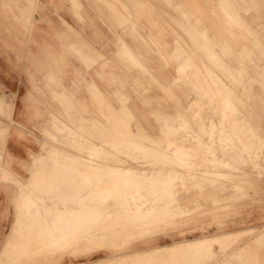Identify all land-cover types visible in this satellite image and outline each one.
Returning <instances> with one entry per match:
<instances>
[{"label":"rangeland","instance_id":"1","mask_svg":"<svg viewBox=\"0 0 264 264\" xmlns=\"http://www.w3.org/2000/svg\"><path fill=\"white\" fill-rule=\"evenodd\" d=\"M198 1L216 7L213 4L219 0ZM138 2L132 1V10H145L157 21L163 31L161 40L170 42L172 36H179L183 53L177 58V44L172 52L171 44L162 46L147 37L143 39L137 33L143 30V19L130 15L126 27L131 28L129 36L134 44L132 49L135 48L132 52L136 54L129 51L126 44H121L117 58L123 64L126 79L116 81L110 90L101 91L106 99L102 113L101 105L91 93H84L86 108L81 104L76 108L71 97L63 95L64 91H59L61 95L56 99L52 93H37L39 97L35 100L42 106L41 113L36 117L35 129L24 131L35 143L34 152L30 151L26 160L19 162V175L13 173L8 160L0 156V187L4 192L3 201L9 207L1 211L0 250L3 239H7L16 224L17 201L24 186L36 192L38 201L28 205L26 213L30 220L23 219L22 232H14L13 237L17 238L13 242L14 249L7 257L9 248H6L0 264H91L103 256L107 259L100 264H235L232 253L245 246L236 249L234 239V243L224 249L226 242L238 237L236 241L240 244L243 240L251 243L255 235L264 236V226L247 233L229 234L227 238L223 234L224 230H229L228 225H235L243 216L254 215V221L264 217V103L260 99L264 95V88L260 86L264 79V54L260 50L264 48V0L240 2L243 8L251 7L237 13L253 43L240 38L236 58L227 54L234 65L239 62L244 65L241 74L236 75L238 81L235 78L230 82L235 90L226 87L224 70L225 95L204 94V81L197 80L193 74L195 65H192L193 72L188 69L193 79H179L178 68L186 63L185 51H190L199 65L205 62L216 69L194 44L195 39L203 41L199 35L201 27L182 14L181 5L185 3L179 1L182 4L178 9L175 0H146V6ZM25 4H29V12L33 15L38 10L39 0H27ZM122 10L128 11L124 6ZM219 16V10H206L202 18L207 20L204 21L207 26ZM236 30L239 32L240 27ZM125 51H129L133 59ZM173 63L176 64L175 80L171 76ZM55 82L51 85H56ZM197 99L204 102L198 104L202 108L195 103ZM207 99L210 103H205ZM195 110L199 114L191 120ZM112 113L117 115L116 124L114 118H108ZM179 114L183 117L179 118L181 124ZM8 116L10 123L13 122L10 114ZM6 118L5 110L0 108V124L5 126L0 133L2 141L8 128ZM54 121L63 126L62 131L52 127ZM221 122L224 123L223 133ZM184 152L186 156L183 157ZM175 155H182L177 161L191 159L185 164V159L173 162ZM188 165L191 168L188 169ZM39 169L47 174L54 173L46 180L43 175L36 174L38 179L34 172ZM33 176L37 178L34 184L44 182L45 186L33 187ZM107 184H111L110 187ZM105 187L110 191L107 195L99 193L103 198L97 193L87 195L93 189L100 191ZM22 200L18 203L21 204L19 211L22 205L21 211L26 207V201L21 203ZM37 219L49 221L53 226L49 230L48 225H42L43 231L39 227L29 238L30 242L33 239L31 245L36 249L22 250L25 242L21 239L29 237V225ZM76 226L79 235L73 234L64 248L52 241L62 231L73 228L76 231ZM50 235L52 240L47 239V243L53 242L50 243L52 248L42 240L49 248L46 245L38 250L34 241ZM201 235H208L211 240L203 241L200 248L188 244L190 239ZM171 243H177L175 251H171L172 248L167 249V253L163 250L162 255L158 252V257L154 252L155 257L150 254L152 260L145 254L141 257L152 245ZM257 246L264 254V239ZM144 258L148 261H143Z\"/></svg>","mask_w":264,"mask_h":264},{"label":"crops","instance_id":"2","mask_svg":"<svg viewBox=\"0 0 264 264\" xmlns=\"http://www.w3.org/2000/svg\"><path fill=\"white\" fill-rule=\"evenodd\" d=\"M132 1L39 0L38 10L32 15L29 12V4L27 6L25 4L27 0H0V4H2V9L0 8V108H3L7 114L6 125H8L4 140L2 141L0 138V156L8 160V164L10 163L8 167L13 173L19 175V162L25 161L30 151L34 152L35 150V143L31 135L29 133L26 134L24 131L35 129L36 117L41 113L42 106L35 100L39 97L37 93H52L56 99V97L61 95H58V92L64 91L65 94L63 95L66 98L71 97L76 108L80 104L86 108L84 93H91L92 98L101 105L100 112L102 113V105L106 104V99L101 91L110 90L114 87L116 81H124L126 79L123 64L117 58V53L122 50L121 44H126L125 46L131 52L135 49H132L134 44L129 36L131 28L130 26L126 27L128 16L134 15L143 19V30L137 32L143 39L147 37L162 46L167 45V43L168 45L171 44L172 52H174L177 44L175 54L177 58L181 56L184 48L180 44L179 36L177 38L172 36L170 42L169 40L165 42V39L161 40L163 32L161 26L145 10L138 9L133 11L131 8ZM175 1L178 2V9L179 4H182L179 1H183L185 4L181 5L182 14L187 17L188 21L193 19L195 24L201 27L199 35L203 41L200 43L198 39H195L194 44L200 51L205 53L209 64L215 65L216 69L218 68L217 71L205 62H201V65H199L195 61L194 55L189 54L190 51H185L186 63L185 65L180 64L178 68L179 79H186V81L192 79L189 76L190 72L187 70L189 69L193 72L194 68H192V65H195L196 68L193 74L197 80L204 81V94H224L225 70L227 75L225 80L226 87L230 90H235L230 82L232 79L237 78L236 75L241 74L244 62L234 65L229 57L234 55L236 58V45L240 38L253 43L250 34L247 33L243 24L240 23L237 11L240 9L248 10L251 7H241L240 2L243 3L245 0H219L213 4H216V7L212 6V4L200 3L198 0ZM138 3L143 6L147 4L146 0H139ZM122 6L128 9L127 13L122 10ZM206 10H219L221 16L217 17L213 23L210 21L206 26L204 21L206 22L207 20L202 18ZM238 27H240L239 32L236 30ZM260 50L264 54V48ZM129 51H125V53L133 59L134 56ZM132 53L134 54L135 52ZM227 54L230 56H227ZM37 73H41V75ZM171 76L172 80L176 79L175 63L172 65ZM41 78H44V80H41ZM54 80L57 81L55 82L56 85H51ZM235 80L238 81V78ZM260 86L264 88V79L260 81ZM221 88L222 90H220ZM174 90L175 88H173ZM260 99L264 103V95H261ZM207 102L209 103L208 99L205 103ZM195 103L199 108H202L200 105L203 103H200L198 99ZM190 105L192 104L190 103ZM222 113L220 111V114ZM9 114L13 121L11 123L8 118ZM197 114H199V111L195 110L191 115V120ZM182 115L186 117L184 114ZM180 116L181 114H179L178 121ZM108 118L110 120L114 118L116 124V114L112 113V117ZM222 123L221 126L223 127L224 123ZM4 127V123H1L0 133L3 132ZM52 127L58 131L63 130V126H60L57 121L53 122ZM221 130L223 133L224 127ZM172 142L176 144V141ZM32 156L36 157L39 155L34 156L32 154ZM175 160L177 161V156ZM39 170H36L34 175L40 173L45 180L48 175L54 173L50 171L51 173L47 174L45 170ZM34 179L32 186L35 188L45 184L44 182L34 184ZM24 187L17 201L15 228L13 227L7 239L2 241L0 260H2V254L7 250L6 248H9L6 256L10 257L9 253L14 249L13 242L17 240V238L13 237L14 232H22L23 219L30 220L28 219L29 214L26 213L28 205L38 201L35 196L36 192L26 189V186ZM3 194L4 192L0 187V221L2 219L1 211L9 209L8 203L3 201ZM21 199L29 200L25 203L26 207L23 211L18 210V203ZM31 199L35 200L31 201ZM44 206L40 205L42 208ZM260 218L263 221H254V215L241 217L235 225H228L229 230H224V238H227L226 236L229 234L247 233L254 228L264 226V217L261 216ZM45 224L48 225L46 226L47 229H51L53 226L49 221L44 222V220L38 219L35 223H31L29 225L31 226V233L29 232L27 236H31L39 227L42 230L41 226ZM0 226H2V222H0ZM204 236L208 235L197 236L195 240H190L191 242L197 241V239L204 238ZM29 237L21 239V241L25 242L22 245V250L30 247L28 245V243L30 244L28 241ZM51 237L50 235L48 238L52 239ZM237 238L234 237L229 243L226 242L228 245L224 242V249L234 243V239L237 240ZM252 238L251 243L249 242L250 240H243L240 244L239 241L235 240V244L237 243L236 249L240 246H245V248H239L232 253V257L236 259L235 264H262L264 262V254L257 246L260 245L264 236L255 235ZM40 239L44 240L45 238L41 236ZM31 247L34 248V246ZM105 257H100L96 262L105 261L107 259ZM224 264H227V262Z\"/></svg>","mask_w":264,"mask_h":264},{"label":"bare ground","instance_id":"3","mask_svg":"<svg viewBox=\"0 0 264 264\" xmlns=\"http://www.w3.org/2000/svg\"><path fill=\"white\" fill-rule=\"evenodd\" d=\"M224 11H225V10H224ZM195 46H196V45H195ZM187 58H188V57H187ZM188 64H190V63H188ZM190 65H191V64H190ZM185 68H186V67H185ZM227 69H228V68H227ZM183 71H184V70H183ZM185 71H186V70H185ZM187 71H188V70H187ZM217 73H218V72H217ZM184 74H185V73H184ZM195 74H196V73H195ZM182 76H183V75H182ZM185 78H186V77H185ZM187 78H188V77H187ZM192 79H193V78H192ZM236 79H237V78H236ZM194 81H195V80H194ZM220 90H222V88H221ZM203 92H204V91H203ZM237 94H238V93H237ZM206 95H207V94H206ZM224 95H225V94H224ZM197 98H198V96H197ZM208 98H209V97H208ZM224 98H225V97H224ZM213 99H214V98H213ZM208 100H210V99H208ZM226 100H227V99H226ZM213 102H214V101H213ZM225 102H226V101H225ZM202 103H204V102H202ZM209 103H210V102H209ZM212 104H213V103H212ZM226 104H227V103H226ZM228 105H229V104H228ZM215 107H217V106H215ZM226 108H227V107H226ZM216 109H217V108H216ZM231 109H232V108H231ZM210 110H211V109H210ZM230 112H231V111H230ZM128 113H129V112H128ZM130 115H131V114H130ZM181 118H183V117H181ZM181 118H180V119H181ZM220 118H221V117H220ZM180 119H179V120H180ZM217 119H218V118H217ZM185 120H186V119H185ZM219 120H220V119H219ZM186 121H187V120H186ZM204 121H205V120H204ZM210 121H211V120H210ZM179 122H180V124H181V121H179ZM182 122H183V121H182ZM177 123H178V122H177ZM183 123H184V122H183ZM211 123H212V122H211ZM186 124H187V123H185V125H186ZM222 124H223V123H222ZM182 125H184V124H182ZM182 125H181V126H182ZM182 127H184V126H182ZM90 128H91V127H90ZM186 131H187V130H186ZM186 131H185V132H186ZM188 131H189V129H188ZM226 131H227V130H226ZM99 132H100V131H99ZM119 132H120V131H119ZM189 132H190V131H189ZM214 132H215V131H214ZM227 132H228V131H227ZM229 132H230V131H229ZM230 133H231V132H230ZM238 133H239V132H238ZM192 134H193V133H192ZM240 135L242 136L241 133H240ZM238 136H239V135H238ZM211 137H212V136H211ZM221 137H222V135H221ZM239 137H240V136H239ZM244 137H245V135H244ZM233 138H235V137H233ZM179 139H180V138H179ZM236 139H237V138H236ZM246 139L248 140L249 138L247 137ZM246 139H245V141H247ZM222 140H223V139H222ZM241 140H243V139H241ZM210 141H211V140H210ZM247 142H249V140H248ZM235 143H236V142H235ZM230 144H231V143H230ZM230 144H229V145H230ZM244 144H247V143L245 142ZM248 145H249V144H248ZM248 145H247V146H248ZM234 146H235V145H234ZM236 146H237V144H236ZM252 148H254V147H252ZM209 149H210V148H209ZM245 149H246V148H245ZM248 149H249V148H248ZM211 150H212V149H211ZM231 150H232V149H231ZM233 150H234V148H233ZM249 150H250V149H249ZM229 151H230V150H229ZM235 151H236V150H235ZM243 152H244V151H243ZM186 153H187V151H186ZM224 153H225V152H224ZM233 153H234V152H233ZM238 153H239V152H238ZM182 154H183V157H184L185 152L182 153ZM187 154H189V153H187ZM189 155H190V154H189ZM252 155H253V154H252ZM179 156H180V155H179ZM179 156H178V157H179ZM181 156H182V155H181ZM181 156H180V157H181ZM185 156H186V155H185ZM235 156H236V155H235ZM178 157H177V158H178ZM187 157H188V156H187ZM189 157H190V156H189ZM230 158H231V157H230ZM179 159H182V158H179ZM184 159H185V160H184ZM184 159H183L184 161H183V160H181V161H183L184 164H185V163H187V162L189 161L188 159H191V158H184ZM207 159H208V158H207ZM214 159H215V158H214ZM123 160H124V159H123ZM250 160H251V159H250ZM99 161H100V160H99ZM175 161H176V160H175ZM181 161H177V162H181ZM192 162H193V161H192ZM188 164H189V163H188ZM185 166H186V165H185ZM185 166H184V167H185ZM189 166H190V165L187 166L188 169L191 168V166H190V167H189ZM122 167H124V166H122ZM187 167H186V168H187ZM179 168H180V167H179ZM240 168H241V167H240ZM175 169H176V168H175ZM39 171H40V170H39ZM177 172H178V171H177ZM254 172H255V171H254ZM257 172H258V171H257ZM185 173H186V172H185ZM200 173H201V172H200ZM39 174H40V173H39ZM187 174H188V173H187ZM189 174H190V173H189ZM191 174H192V173H191ZM191 174H190V175H191ZM252 174H253V173H252ZM40 175H42V174H40ZM162 175H163V174H162ZM192 175H193V174H192ZM192 175H191V177H192ZM236 175H237V174H236ZM254 175H255V174H254ZM36 176H37V175H36ZM33 177H34V176H33ZM37 177H38V176H37ZM194 177H195V175H194ZM198 177H200V176L198 175ZM34 178H35V177H34ZM36 179H37V178H35V181H37ZM38 179H39V177H38ZM166 179H167V178H166ZM180 179H182V178H180ZM183 179H184V178H183ZM206 179H207V178H206ZM240 179H241V178H240ZM167 180H168V179H167ZM200 180H201V178H200ZM35 181H34V182H35ZM198 181H199V180H198ZM229 181H230V180H229ZM245 181H246V180H245ZM108 182H109V181H108ZM110 182H112V181H110ZM199 182H200V181H199ZM202 182H203V180H202ZM212 182H213V181H212ZM113 183H114V182H112V184H113ZM185 183H186V182H185ZM233 183H234V182H233ZM255 183H256V182H255ZM183 184H184V183H183ZM196 184H197V183H196ZM242 184H243V183H242ZM107 185H108V186H107ZM107 185H106L107 187H110L111 184H110V185L107 184ZM253 185H254V183H253ZM69 186H71V185H69ZM184 186H185V185H184ZM235 186H236V185H235ZM248 186H249V185H248ZM75 187H76V186H75ZM121 187H122V186H121ZM240 187H242V186H239V188H240ZM77 188H78V187H77ZM122 188H123V187H122ZM151 188H152V187H151ZM242 188H243V187H242ZM251 188H252V187H251ZM108 189H109V188H108ZM253 189H254V188H253ZM79 190H80V189H79ZM263 190H264V189H263ZM109 191H110V189H109ZM109 191L107 190L106 187H105V190H104V188H102V190L100 189V191H99V190L94 191V189H93V190H91L90 192H87V195H88V193H95V194L97 193V195H98L99 193H105V194H106V192L109 193ZM148 191H149V190H148ZM241 191H242V190H241ZM80 193H81V192H80ZM80 193H79V194H80ZM245 193H246V192H245ZM239 194H240V193H239ZM255 194H256V193H255ZM82 195H83V194H82ZM85 195H86V194H85ZM99 195H100V194H99ZM106 195H107V194H106ZM124 195H125V194H124ZM19 197H20V196H19ZM98 197H99V196H98ZM238 197H239V196H238ZM242 197H243V196H242ZM100 198H103V195H102V197H101V195H100ZM227 198H228V197H227ZM263 198H264V197H262V199H263ZM82 199H83V196H82ZM96 199H98V198H96ZM107 199H108V198H107ZM18 200H19V199H18ZM23 200H24V199H23ZM23 200H22V201H23ZM32 200H33V199H31V201H32ZM34 200H35V199H34ZM34 200H33V201H34ZM137 200H138V199H137ZM28 201H29V200H28ZM28 201H26V202H28ZM31 201H30V202H31ZM36 201H37V200H36ZM81 201H82V200H81ZM95 201H96V200H95ZM100 201H101V200H100ZM104 201H105V202L108 201V200H106V197H105V200H104ZM104 201L102 200V202H104ZM30 202H29V203H30ZM40 202H41V200H40ZM177 202H178V201H177ZM21 203H25V200H24V202H21ZM45 203H46V202H45ZM51 203H53V202H51ZM92 203H93V202H92ZM259 203H260V201H259ZM88 204H89V203H88ZM105 204H106V203H105ZM18 205H21V204H18ZM24 205H25V204H24ZM41 206H42V205H41ZM85 206H86V205H85ZM21 207H23V205H22ZM21 207H20V211L22 210ZM94 207H95V206H94ZM109 207H110V206H109ZM31 208H32V207H30L29 209H31ZM76 208H77V207H76ZM101 208H102V207H101ZM111 208H112V207H111ZM109 209H110V208H109ZM44 210H46V209H44ZM49 210H50V209H49ZM75 210H76V209H75ZM78 210H79V209H78ZM48 212H49V211H48ZM77 212H78V211H77ZM110 212H111V211H110ZM107 214H108V213H107ZM112 214H113V213H112ZM95 216H96V215H95ZM165 216H166V215H165ZM138 217H139V216H138ZM111 218H112V217H111ZM139 218H140V217H139ZM142 218H143V217H142ZM170 218H171V217H170ZM136 220H137V219H136ZM31 221H32V220H31ZM142 223H143V222H142ZM38 226H40V225H38ZM114 226H115V225H114ZM41 227H42V226H41ZM72 227H73V226H72ZM142 227H143V226H142ZM14 228H15V227H14ZM98 228H99V227H98ZM37 230H38V229H37ZM49 230H51V229H49ZM75 230H76V231H74V228H73V229H68V230H66L67 232H66V231H65V232L62 231V232L60 233V236H58V238L55 236L56 238L53 237L54 239H53V240L51 239V240H52L53 242H56V245H57V243H60V248H62V247L64 248V246H63L64 243H66L67 240H69L70 237H71L73 234H76V235L78 234V235H79V233H78V231H77V226H76V229H75ZM114 230H115V229H114ZM40 231H41V230H40ZM63 232H64V233H63ZM94 232H95V231H94ZM36 233H37V231H36ZM39 233H40V232H39ZM54 234H55V233H54ZM102 234H103V233H102ZM40 235H41V234H40ZM78 235H77V236H78ZM29 236H30V235H29ZM29 238H30V237H29ZM36 238H37V237H36ZM38 238H39V237H38ZM38 238H37V240H36L35 243H34V244H36L37 247H39V248H37L38 250L41 249L40 247H44V246L46 247L47 244H49V246H51L50 243H53V242H49L50 239L48 238V239H49V240H48L49 243H47V240L44 239V241H46V243H47V244L45 245L44 242H42V240H41V239L39 240ZM75 238H79V237H76V236H75ZM209 238H210V236H206V237H204V238H200V240L193 241V242H191V240H190V242H188V244H190L191 246H197V245L199 246V245L202 244L203 241L205 242V241L208 240ZM31 239H32V238H31ZM34 239H35V237H34ZM73 239H74V237H73ZM111 239H112V238H111ZM28 240H29V239H28ZM32 240H33V239H32ZM32 240H31V242H30V240H29L30 244L28 243L30 247H31V246H34V245H31V243L33 242ZM54 240H55V241H54ZM89 240H90V239H89ZM194 240H195V239H194ZM209 240H211V239H209ZM86 241H87V240H86ZM103 241H104V240H103ZM100 242H101V241H100ZM67 243H69V242H67ZM76 243H77V242H76ZM71 244H72V243H71ZM71 244H70V245H71ZM92 244H93V243H92ZM207 244H208V243H207ZM209 244H210V243H209ZM8 245H9V244H8ZM66 245H67V244H66ZM190 245H189V246H190ZM47 246H48V245H47ZM49 246H48L47 248H49ZM198 246H197V248H200V247H201V246H199V247H198ZM30 247H28V248L30 249ZM55 247H56V246H55ZM58 247H59V245H58ZM67 247H68V246H67ZM176 247H177V245H176L175 243H171V244H168V245H165V246H161V245H152L151 247H148V248H146V249L144 250L145 253H142L141 257H142V256L145 257V255H146V258H149V257L151 258V256H152L153 254H154V256H152V257H155L156 254H155L154 252H157V257H158L159 254H160V253H158V252H161V255H162V251H163V250H166V253H167V249L169 250L170 248H172V249H171V251H172V250H173L174 248H176ZM225 247H226V246H225ZM34 248H35V246H34ZM51 248H52V246L50 247V249H51ZM207 248H208V247H207ZM26 249H27V247H26ZM35 249H36V248H35ZM56 249H59V248H56ZM184 249H185V248H184ZM188 249H189V248H188ZM31 250H32V249H31ZM42 250H44V249H42ZM61 250H62V249H61ZM175 250H176V249H175ZM175 250H173V251H175ZM177 250H179V249H177ZM202 250H203V249H202ZM142 251H143V250H142ZM185 251H186V250H185ZM187 251H188V250H187ZM37 252H39V251H37ZM135 252H137V251H135ZM135 252H134V253H130V255H131V254H132V255L135 254ZM138 252H139V251H138ZM140 252H141V251H140ZM164 252H165V251H164ZM164 252H163V255H164ZM179 252H180V251H179ZM126 253H127V252H126ZM126 253H125V254H126ZM152 253H153V254H152ZM169 253H170V251H169ZM180 253H181V252H180ZM182 253H183V252H182ZM185 253H186V252H185ZM187 253H188V252H187ZM189 253H191V252H189ZM127 254H128V253H127ZM144 254H145V255H144ZM147 254H149V256H147ZM150 254H152V255L150 256ZM178 254H179V253H178ZM38 255H39V254H38ZM128 255H129V254H128ZM166 255L168 256V254H166ZM176 255H177V254H176ZM184 255H185V254H184ZM120 256H121V255H120ZM20 257H21V256H20ZM126 257H127V256H125V258H126ZM133 257H134V256H133ZM165 257H166V256H165ZM105 258H106V257H105ZM109 258H110V257H109ZM123 258H124V257H123ZM146 258H144L143 261H145ZM150 258H149L148 260H152V259H153V258H151V259H150ZM129 259H130V257H129ZM141 259H142V258H141ZM124 260H125V259H124ZM148 260L146 259V261H148ZM25 261H26V260H25ZM146 261H145V262H146ZM107 262H108V261H107ZM125 262H126V261H125ZM127 262H128V261H127ZM145 262H144V263H145ZM179 262H180V261H179ZM0 263H1V262H0ZM108 263H109V262H108ZM176 263H177V262H176ZM91 264H96V263H91ZM97 264H100V263L98 262ZM125 264H126V263H125ZM148 264H149V263H148Z\"/></svg>","mask_w":264,"mask_h":264}]
</instances>
